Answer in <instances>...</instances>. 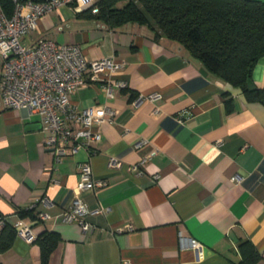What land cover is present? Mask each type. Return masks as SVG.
I'll return each mask as SVG.
<instances>
[{"label":"crops","instance_id":"1","mask_svg":"<svg viewBox=\"0 0 264 264\" xmlns=\"http://www.w3.org/2000/svg\"><path fill=\"white\" fill-rule=\"evenodd\" d=\"M40 37L78 44L91 60L124 59L111 78L128 82L113 95L102 82L76 91L78 108L102 114L95 126L102 140L59 163L44 145L40 115L0 104V215L27 223L35 239L59 235L48 264H241L244 243L264 264V104L146 23L112 27L62 6L41 16L26 41ZM1 69L0 58V77ZM252 78L264 87V56ZM88 159L106 180L81 193L89 207L104 209L89 217L91 233L63 220ZM181 235L201 243L203 255ZM41 254L16 233L0 264H42Z\"/></svg>","mask_w":264,"mask_h":264},{"label":"built area","instance_id":"2","mask_svg":"<svg viewBox=\"0 0 264 264\" xmlns=\"http://www.w3.org/2000/svg\"><path fill=\"white\" fill-rule=\"evenodd\" d=\"M13 3V11L8 15L0 0V104L4 108H21L40 115L46 132L44 145L55 163L81 149L95 150L102 140L95 126L104 118L93 108H78L72 96L88 82H102L110 95L114 87H127L126 79L113 81L111 78L112 73L125 68L126 61L115 55L91 60L78 44L59 43L45 37L28 43L26 37L38 28L40 17L49 11L69 6L75 11L92 9L97 12L96 0H13ZM159 96L156 92L150 94L152 98ZM110 163L117 165V160L113 157ZM80 177L63 220L76 222L85 233H91L95 225L89 217L104 209L89 207L81 193L103 186L106 180L95 177L90 159L81 164ZM31 207L34 208L35 203ZM40 217L46 219L47 215L40 214ZM6 224L12 225L24 239L35 240L27 223L0 215V228ZM180 237L182 244L191 245L203 255L201 243L193 238L187 241L183 235Z\"/></svg>","mask_w":264,"mask_h":264},{"label":"trees","instance_id":"3","mask_svg":"<svg viewBox=\"0 0 264 264\" xmlns=\"http://www.w3.org/2000/svg\"><path fill=\"white\" fill-rule=\"evenodd\" d=\"M1 1L10 15L13 0ZM95 6L97 12L84 11L112 27L127 22L151 25L157 37L164 35L187 46L210 72L240 88L248 101L264 104V87L254 84L252 78L258 59L264 56V1L96 0ZM15 235L12 225L3 227L0 251L11 246ZM59 239L54 232L35 239L41 248L42 264H48ZM241 247V264H256L260 255L254 247L250 243Z\"/></svg>","mask_w":264,"mask_h":264},{"label":"rangeland","instance_id":"4","mask_svg":"<svg viewBox=\"0 0 264 264\" xmlns=\"http://www.w3.org/2000/svg\"><path fill=\"white\" fill-rule=\"evenodd\" d=\"M124 5V3H121V5L120 6H123Z\"/></svg>","mask_w":264,"mask_h":264}]
</instances>
